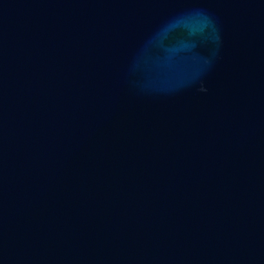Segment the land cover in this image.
<instances>
[{
	"label": "water",
	"instance_id": "water-1",
	"mask_svg": "<svg viewBox=\"0 0 264 264\" xmlns=\"http://www.w3.org/2000/svg\"><path fill=\"white\" fill-rule=\"evenodd\" d=\"M0 264H264V0H0Z\"/></svg>",
	"mask_w": 264,
	"mask_h": 264
}]
</instances>
